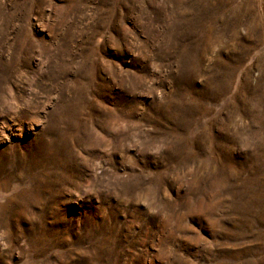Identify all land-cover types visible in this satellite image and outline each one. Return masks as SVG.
<instances>
[{"label": "rangeland", "instance_id": "rangeland-1", "mask_svg": "<svg viewBox=\"0 0 264 264\" xmlns=\"http://www.w3.org/2000/svg\"><path fill=\"white\" fill-rule=\"evenodd\" d=\"M0 264H264V0H0Z\"/></svg>", "mask_w": 264, "mask_h": 264}]
</instances>
